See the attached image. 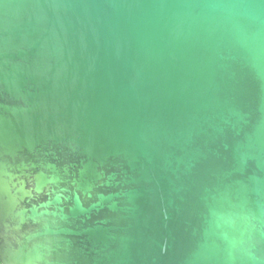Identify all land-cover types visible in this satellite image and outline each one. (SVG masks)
Masks as SVG:
<instances>
[{"label": "water", "instance_id": "obj_1", "mask_svg": "<svg viewBox=\"0 0 264 264\" xmlns=\"http://www.w3.org/2000/svg\"><path fill=\"white\" fill-rule=\"evenodd\" d=\"M0 264H264V0H0Z\"/></svg>", "mask_w": 264, "mask_h": 264}]
</instances>
